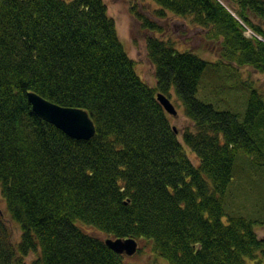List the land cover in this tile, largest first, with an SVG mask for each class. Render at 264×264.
Segmentation results:
<instances>
[{"label": "trees", "instance_id": "1", "mask_svg": "<svg viewBox=\"0 0 264 264\" xmlns=\"http://www.w3.org/2000/svg\"><path fill=\"white\" fill-rule=\"evenodd\" d=\"M143 1L154 18L169 12L206 32L219 60L178 51L136 8L154 34L152 88L104 0H0V190L21 231L14 244L0 216V264H127L80 224L149 242L165 264H264V221L231 208L243 192L264 202V95L248 86L244 115L197 98L209 72L264 75V0ZM29 92L87 111L95 136L75 140L38 118ZM158 93H174L193 126L175 131Z\"/></svg>", "mask_w": 264, "mask_h": 264}, {"label": "rangeland", "instance_id": "2", "mask_svg": "<svg viewBox=\"0 0 264 264\" xmlns=\"http://www.w3.org/2000/svg\"><path fill=\"white\" fill-rule=\"evenodd\" d=\"M67 2L71 0H65ZM225 6L228 2L220 0ZM107 5L108 15L114 20L117 34L122 42L128 56L135 63V69L139 77L150 87L155 88L157 85L154 66L147 56V38L153 36L152 31L142 27L141 22L132 12L138 9L141 13L158 23L162 31H158V37L170 40L175 43L178 51H192L203 60L215 63L219 60L216 46L205 39V33L201 29L194 26L190 20L179 18L169 12L163 18L157 17L156 5L147 3L143 0H104ZM229 5L234 7L233 0H230ZM254 23L259 21L254 19ZM245 36L253 37L255 34L251 29H246ZM238 79L228 77V70H221L217 75L209 72L204 75L199 86L197 98L203 103L212 104L221 111H230L240 115H244L247 108V100L249 97L248 86H253L261 94L264 95V75L254 71L250 67L238 68ZM171 103L177 110L178 116L173 118L170 116L173 127L179 131H183L193 124L187 119L184 114L182 104L172 93L169 98ZM182 140V137H180ZM187 153L190 160L194 164H198L199 160L196 155L187 148ZM245 164V161H242ZM248 188V187H247ZM239 190H241L239 188ZM241 192H237L238 195ZM234 211L248 215L253 218H261L264 221V202L258 203V194L246 195L241 193L235 204L231 207ZM0 216L6 227L11 233V240L14 244H18L21 239L20 227L10 221L9 213L6 209V202L2 197L0 190ZM85 233L91 234L99 239L106 240L108 237L96 229L80 224ZM256 232L259 239H264V225L258 226ZM139 250L134 256L125 258L127 264H165L163 260L157 258L152 253V245L149 242H138ZM35 258L31 255L27 258V263L30 264ZM264 259V258H263Z\"/></svg>", "mask_w": 264, "mask_h": 264}, {"label": "water", "instance_id": "3", "mask_svg": "<svg viewBox=\"0 0 264 264\" xmlns=\"http://www.w3.org/2000/svg\"><path fill=\"white\" fill-rule=\"evenodd\" d=\"M27 97L38 118L53 125L68 137L89 141L95 136V125L87 111L57 105L33 92H29ZM156 97L169 116L173 118L178 116L177 110L166 95L158 93ZM174 130L177 129L174 127ZM104 243L114 253L127 257L134 256L139 250L138 242L135 239L108 238Z\"/></svg>", "mask_w": 264, "mask_h": 264}]
</instances>
